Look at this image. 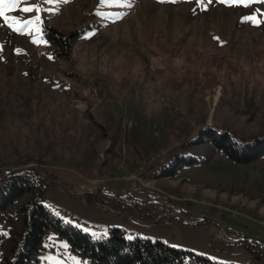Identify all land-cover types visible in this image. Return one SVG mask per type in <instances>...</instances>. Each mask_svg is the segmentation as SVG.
<instances>
[{
    "label": "rangeland",
    "instance_id": "1",
    "mask_svg": "<svg viewBox=\"0 0 264 264\" xmlns=\"http://www.w3.org/2000/svg\"><path fill=\"white\" fill-rule=\"evenodd\" d=\"M3 8L0 187L8 171L33 167L71 194L43 179L42 194L3 213L0 264H14L34 198L93 239L117 228L127 240L218 264H264L255 240L264 241V157L243 165L198 142L208 130L242 143L264 138V3L23 0ZM50 29L79 37L68 51ZM35 261L90 264L54 229Z\"/></svg>",
    "mask_w": 264,
    "mask_h": 264
},
{
    "label": "trees",
    "instance_id": "2",
    "mask_svg": "<svg viewBox=\"0 0 264 264\" xmlns=\"http://www.w3.org/2000/svg\"><path fill=\"white\" fill-rule=\"evenodd\" d=\"M47 37L55 44L62 43L69 51L71 48L69 41H75L79 34L75 33L68 39H64L58 32L50 29ZM202 135L204 140L200 138L199 144L208 139L216 149L226 153L236 163L247 165L264 157V138L242 143L225 132L218 133L215 130H208L203 131ZM192 162L195 163L196 160L178 161L163 177H172L181 165H188ZM47 176L55 180L53 176ZM46 183L38 175L30 172L15 173L5 179L0 187V216L14 206L18 200L33 195L36 190L42 194V184ZM88 202L90 205H95L92 201L88 200ZM138 205L145 212L144 208L149 204ZM23 212L26 213L27 230L14 264H37L34 259L38 256L45 233L51 229L56 230L61 237L66 239L72 253L85 257L90 264H218L192 252L173 249L159 241L153 242L139 237L127 240L124 231L117 228L109 229L108 235L104 238L93 239L89 234L66 225L53 216L37 198L32 199ZM141 215L145 218L147 216L145 213H140ZM155 220V217L150 218V222ZM245 247L250 249L248 246Z\"/></svg>",
    "mask_w": 264,
    "mask_h": 264
},
{
    "label": "snow or ice",
    "instance_id": "3",
    "mask_svg": "<svg viewBox=\"0 0 264 264\" xmlns=\"http://www.w3.org/2000/svg\"><path fill=\"white\" fill-rule=\"evenodd\" d=\"M22 2H23V0H0V17H3L5 20L8 19V17L5 15V11H4L3 5H5V4H11L13 6H16V5H18V4L22 3ZM116 2L119 3V0H116ZM212 2H213V0H208V3L209 4L212 3ZM219 2L220 3H224L225 0H219ZM253 2H256V0H253ZM259 2L264 3V0H259ZM38 8H39V5H36L34 7H24L23 9H20V10H22V11H24L26 13H31L33 11L38 10ZM261 15H264V13H262ZM248 19L249 20H252V19H258V18L249 17ZM36 20L37 21L40 20V16L39 15H37ZM27 23L30 24L32 22L31 21H28ZM98 239H99V237H98Z\"/></svg>",
    "mask_w": 264,
    "mask_h": 264
},
{
    "label": "water",
    "instance_id": "4",
    "mask_svg": "<svg viewBox=\"0 0 264 264\" xmlns=\"http://www.w3.org/2000/svg\"><path fill=\"white\" fill-rule=\"evenodd\" d=\"M24 172L34 173V174L38 175L39 177H41L42 179L47 180V182H49L50 184L58 186V187L62 188L65 192L70 193L69 190L64 185H62L61 183H59V182H57L55 180L49 179L48 177H46L44 174L40 173L38 170H36L33 167L8 171L6 176L2 179V181H4L5 179L9 178L12 174L24 173ZM75 196L78 197V198L84 197L83 194L82 195H75ZM255 240L260 241L261 243L264 244L263 240H259V239H255Z\"/></svg>",
    "mask_w": 264,
    "mask_h": 264
}]
</instances>
